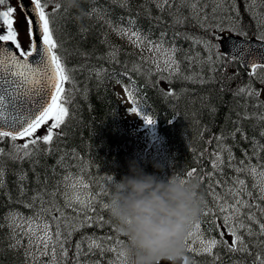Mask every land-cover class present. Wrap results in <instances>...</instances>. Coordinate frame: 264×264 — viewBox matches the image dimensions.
I'll list each match as a JSON object with an SVG mask.
<instances>
[{
    "label": "trees",
    "instance_id": "obj_1",
    "mask_svg": "<svg viewBox=\"0 0 264 264\" xmlns=\"http://www.w3.org/2000/svg\"><path fill=\"white\" fill-rule=\"evenodd\" d=\"M159 1L128 0L125 6H121L122 0H63L55 27L63 44L65 63L69 69H76L73 73L75 92L70 97L72 103L67 105L69 116L61 125V135L54 137L51 145L56 150L39 153L32 157L31 162L28 159L14 161L7 155L0 157V166L4 168V185L0 188V264H32L31 257L25 256L26 237L23 238L21 247L9 246L14 240L11 238L12 228L7 217L10 212L22 213L24 217L31 216L34 209L27 205L32 203L31 197L38 191L44 193V199L49 203L53 199L49 194L55 192L56 203L60 202L59 206L66 211V215L73 216L74 210L65 207L62 196L65 191L63 177L69 171L74 175H83L91 192L98 195L94 212L90 211L88 214L94 219L102 216L108 222L92 223L74 232L69 245H66L70 246V259L75 253V244L85 236H111L112 242L109 240L110 244H106V247H111L116 238H119L125 243L118 247L124 249L127 238L113 227L116 224L108 209L102 207V202L109 201L113 180L118 181L127 174L128 161L132 158L138 160L146 172H154L158 176L165 168L168 177L175 174L187 178V172L195 168L203 207L198 218L202 221L201 230L207 236L208 229L212 228L211 235L221 238L219 233L223 229L218 226L222 225V219L217 214L216 224L213 225L211 214L202 216L204 202H208V208L215 209V201L208 186L211 184L216 192L224 195V181L231 184V178L236 173L227 166H222V174L213 172L211 154L217 148L215 137L222 133L227 135L237 127L243 129V132L236 133L234 139L229 136L225 141L237 160L244 159L245 152L252 156L253 140L264 145V137L260 135L264 130V122L257 119L264 113V108L258 106V101H263L262 95L258 98L234 95L238 87L248 84L250 80L255 89L264 87L260 79L264 77V71L258 70L256 77H250L249 72L238 62L227 60L210 64L206 62L209 52L204 41H212L218 45L219 34L223 29H232L228 32L237 35L242 30L247 36H264V16L257 11V8H263L264 2L257 0L258 4L253 6L250 0H224L223 3L221 0H168L161 10L157 7ZM192 4L197 5L195 10ZM93 8L99 12L89 15ZM130 18L136 21L133 28H139L151 40L158 41L161 33H164L166 47L177 48L175 58L180 62L179 76H174L170 82L162 79V75L168 74L157 73L149 62L105 22L107 20L113 25L129 27ZM174 20L181 22L174 23ZM110 46L118 50L115 59L108 57V53L112 51ZM213 51L223 53L219 45ZM215 59L213 55V60ZM135 65H139L136 70ZM213 67L215 71H212ZM93 69L104 71L98 77ZM194 73L202 76L205 83H194L181 78ZM128 85L135 90L139 107L156 120L154 124L160 138L165 166L147 154L142 156L141 147L126 126L117 87ZM71 87V84L65 83L66 89ZM169 91L174 95L165 94ZM40 146L47 147L43 144ZM0 147L6 153L11 149L7 141L0 142ZM223 155L227 164V153ZM61 156L64 159L58 164ZM260 156L264 157V151L260 152ZM251 162L256 163L257 157L252 156ZM154 163L162 165V169L154 168ZM22 173L26 174V179L20 181ZM208 173H213V179L206 178ZM109 176L113 177L112 181L107 179ZM202 176L205 177L203 180L200 179ZM216 180L221 183L216 184ZM248 183L251 186L250 178ZM21 186L26 190L24 195H21ZM47 206L48 204L45 205ZM39 208L40 202L37 200L35 209ZM53 215L58 213L54 212ZM80 215L83 216V213ZM82 216L81 219L84 218ZM253 227L258 229L257 225ZM223 238L230 243L227 235ZM255 239L252 238V244H255ZM260 239L264 240V237ZM88 243L89 241L83 240L81 247L87 255L80 257V264H107L110 259L115 258L116 253L101 254L100 249L89 252ZM252 244L251 254L231 253L223 246H217L213 252L220 259L215 264H252L254 254L264 251ZM184 255L188 257L189 264L193 260L195 264H213L212 257L207 254L185 252ZM44 260V257L40 258L41 264Z\"/></svg>",
    "mask_w": 264,
    "mask_h": 264
},
{
    "label": "snow or ice",
    "instance_id": "obj_2",
    "mask_svg": "<svg viewBox=\"0 0 264 264\" xmlns=\"http://www.w3.org/2000/svg\"><path fill=\"white\" fill-rule=\"evenodd\" d=\"M223 2L224 0H221V3ZM127 3L128 0H122L121 6H125ZM167 3L168 0H160L157 7L163 10ZM50 5L53 6L49 10ZM62 6L63 0H27V3L25 0H17L16 6H11L8 0H0V7L3 9L0 10V142L10 140L12 143V148L7 153L4 148L0 147V157L7 155L14 161L28 159L31 162L32 157L39 153L56 150L51 145L54 137L60 136L61 132H54V130L60 129L61 125L65 123L66 117L69 116L67 105L72 103L70 97L75 92L73 73L76 71L74 68L69 69L65 63L63 44L59 40L58 29L55 27L57 14ZM196 7V4H192L194 10ZM17 8L24 14L27 24L26 47L22 46L18 29L15 27ZM213 11L215 12V9ZM97 12L99 10L93 8L89 15ZM105 22L112 26L113 31L118 35L126 37L137 47L143 49L147 46L154 56L151 62L156 65L155 71L168 74L167 76L162 75V79H167L170 82L174 76L180 75V62L175 58L177 48L165 46L164 33H161L158 41H153L147 35L142 34L139 28H133L136 24L134 18L128 20L129 27L113 25L111 21L107 20ZM180 22V20H174V23ZM228 31H232V29H228ZM238 35L244 36L246 39L232 42L226 53L214 52L213 50L218 45L212 41H204L209 52L206 62L213 65L227 60L239 62L250 69V77H256L258 70L264 71V43L260 48H254L247 40V33L240 30ZM258 39L264 42V36H260ZM110 47L112 51L108 53V57L115 59L118 50L114 46ZM156 54H159L160 59L155 58ZM213 55L216 57L215 60H213ZM161 62L163 67H161ZM138 68L139 65L134 66V70ZM215 70L213 67L212 71ZM93 71H96L99 77L104 70L93 69ZM181 78L194 83H205L203 77L198 73ZM260 79L261 83H264V77ZM66 82L72 87L66 89ZM132 83L134 84V81ZM124 91L134 105L130 111L141 114L146 124H154L156 120L139 107L133 87L131 85L124 86ZM165 94L174 95L171 91ZM260 94V90L253 87L251 80L248 84L238 87L234 93L235 96L252 98H258ZM258 106L264 108V101H258ZM253 115L256 114L253 113ZM257 119L264 122V113H261ZM42 126H46V134L36 135ZM237 132H243V129L237 127L227 135L222 133L215 137L217 148L211 154L213 172L222 174V166H227L232 168L236 175L231 178V184L224 181V185H226L224 195L216 192L211 184L208 186L215 201V209L208 208L205 201V208L202 212V216L206 217L210 214L213 216L211 221L213 225L216 224L217 214L222 219V225L218 226L223 229L219 233L221 238L217 239L216 236L211 235L212 228L208 229L206 236L205 232L201 230L202 221L198 220L184 241L185 252H193L197 255L207 254L212 257L213 264L220 259L219 255L213 252L217 246H223L231 253L251 254L250 244H252V238H256L255 244L252 246L264 250V240L260 239V237H264V157L260 156V152L264 151V145H261L257 140L252 141V156L257 157L256 163L251 162L252 156H249L247 152H245L244 159L237 160L232 154L231 147L225 143L229 136L234 139ZM63 134L66 135V133ZM260 135L264 137V130L260 132ZM244 138L247 139V137ZM18 139H23L24 143L17 144ZM41 144L47 147L41 148ZM224 153H227V164H225ZM63 159L64 157L61 156L58 164ZM196 171L195 168L189 170L187 176L195 175ZM3 176L4 168L0 166V188L4 185ZM204 178L200 177L201 180ZM206 178L213 179V173H208ZM249 178L252 180L251 186L248 183ZM24 179H26V174L22 173L20 181ZM107 179L112 181L113 177L109 176ZM215 182L216 184L221 183L220 180ZM63 183L65 185L63 193L65 207L74 209L76 215H66L64 209L55 201V192L49 194L53 197L49 203L45 201L44 193L38 191L35 196L31 197L32 203L27 205L34 209L31 216L24 217L19 212L9 213L7 219L10 221L11 238L14 240V243L9 246L11 248L21 247L22 240L26 237L25 256L31 257L32 264H41V257H48L43 264H80V257L87 255L81 245L83 240H87L89 241V252L100 249L101 254L104 252L116 253L115 258L109 260L107 264H130L128 253L118 247L125 243L123 240L116 238L111 247L105 246L111 239L110 237L85 236L82 241L75 244V253L70 259V246L66 247V245H69L74 232L92 223L108 222L104 221L102 216H97L94 219L88 214L90 211L94 212V204L98 196L91 191H84L89 188V184L83 175H74L69 171L63 177ZM20 192L21 195L26 194L23 186H21ZM101 192L103 193V189ZM37 200L40 202L39 209H35ZM46 204H48L47 207H45ZM102 207L108 209V203H102ZM54 212L58 215H53ZM80 213L84 214L83 219L80 218ZM253 225H257L258 229ZM113 227L115 228L116 225ZM227 234L232 237L230 243L223 238ZM194 245H198V247H194ZM33 246L35 251L32 250ZM254 256L252 264H264V251H258ZM183 264H189L186 255H183ZM192 264H195L194 260Z\"/></svg>",
    "mask_w": 264,
    "mask_h": 264
},
{
    "label": "clouds",
    "instance_id": "obj_3",
    "mask_svg": "<svg viewBox=\"0 0 264 264\" xmlns=\"http://www.w3.org/2000/svg\"><path fill=\"white\" fill-rule=\"evenodd\" d=\"M153 167L162 169L154 163ZM195 175L162 179L132 158L128 172L113 180L108 211L117 231L127 238L130 264H176L185 254V238L199 218L202 197Z\"/></svg>",
    "mask_w": 264,
    "mask_h": 264
},
{
    "label": "rangeland",
    "instance_id": "obj_4",
    "mask_svg": "<svg viewBox=\"0 0 264 264\" xmlns=\"http://www.w3.org/2000/svg\"><path fill=\"white\" fill-rule=\"evenodd\" d=\"M263 2H264V0H263ZM263 6H264V4H263ZM227 32H228L227 29H223L222 33L219 34V37H222L223 34L224 33L226 34ZM218 45L220 46L219 43H218ZM138 49L143 54L147 55L148 56L147 58H149L150 60H152L154 58L153 53L148 50L147 46H145L143 49L138 47ZM155 58L156 59H160L159 54H156ZM163 66H164L163 63L161 62V67H163ZM259 90H260L262 98L264 100V87L261 86ZM123 107H124V110H125L124 111L125 112L124 116H126V118H127L128 126L131 128V130H133L138 135V139L142 143V148H143L142 150H144L146 152L150 151L156 145V141H157V135L155 134L156 133V127L154 126V124H146L144 122V120L142 119V115L141 114L132 113L130 111V109L133 106L130 105L129 103L128 104L124 103ZM57 130H54V132H56ZM44 134H46V126H42L36 133V135H44ZM8 141L12 145L11 141L10 140H8ZM16 143L17 144H23L24 140L23 139H18L16 141ZM164 161H165V159L163 158L161 160L163 165L165 164ZM160 178H163V175H161V173H160ZM84 191H89V188L85 189ZM33 249L35 250L34 246H33ZM46 259H48V257H46ZM164 264H173V262H171V261L166 259ZM176 264H183V260L180 259L179 261L176 262Z\"/></svg>",
    "mask_w": 264,
    "mask_h": 264
},
{
    "label": "water",
    "instance_id": "obj_5",
    "mask_svg": "<svg viewBox=\"0 0 264 264\" xmlns=\"http://www.w3.org/2000/svg\"><path fill=\"white\" fill-rule=\"evenodd\" d=\"M245 39H246V38H239V37H237V36H235V35H226V36H224V38L222 39V41H221V45H222L223 50H224L225 52H228V50H229V48H230V44H231L232 42H235V41H237V40H239V41H243V40H245ZM247 40H248V42H249L254 48H260V47H261V44L264 43V42H262V41H257V40H255V39H253V38H247ZM240 64H241V66H242L243 68L248 69V68H246V67L244 66V64H242V63H240Z\"/></svg>",
    "mask_w": 264,
    "mask_h": 264
},
{
    "label": "flooded vegetation",
    "instance_id": "obj_6",
    "mask_svg": "<svg viewBox=\"0 0 264 264\" xmlns=\"http://www.w3.org/2000/svg\"><path fill=\"white\" fill-rule=\"evenodd\" d=\"M8 2H9V4L11 6H16L17 5V1L16 0H8ZM0 10H3L2 7H0ZM16 21L17 22H16L15 27H17V29H18L19 39H20V41L22 43V46H25L26 45V34L23 31V29H22L24 24H26L24 16L22 14H17ZM22 23H23V25H22Z\"/></svg>",
    "mask_w": 264,
    "mask_h": 264
},
{
    "label": "bare ground",
    "instance_id": "obj_7",
    "mask_svg": "<svg viewBox=\"0 0 264 264\" xmlns=\"http://www.w3.org/2000/svg\"><path fill=\"white\" fill-rule=\"evenodd\" d=\"M150 1V0H149ZM160 2V1H159ZM149 3V2H148ZM197 4V3H196ZM147 23V22H146ZM150 25V24H149ZM161 28H162V26H161ZM160 33V32H159ZM168 34V33H167ZM168 38V37H167ZM195 38H196V36H195ZM186 44V43H185ZM196 48V47H195ZM188 49V48H187ZM191 49V48H190ZM202 50V49H201ZM200 57V56H199ZM165 105V104H164ZM264 110V109H263ZM262 111V110H261ZM260 114V113H259ZM250 116V115H249ZM263 123V122H262ZM234 129V128H233ZM253 130V129H252ZM126 132V131H125ZM115 141V140H114ZM108 142V141H107ZM118 148V147H117ZM88 152V151H87ZM150 159V158H149ZM197 161V160H196ZM125 162V161H124ZM61 171V170H60ZM65 171V170H64ZM166 173V172H165ZM66 174V173H65ZM162 175V174H161ZM105 182V181H104ZM94 184V183H93ZM60 190V189H59ZM216 191V190H215ZM62 192H63V190H62ZM61 192V193H62ZM59 194V193H58ZM94 194H96V193H94ZM60 196V195H59ZM63 196V195H62ZM98 196V195H97ZM52 200V199H51ZM100 200H101V198H100ZM102 200H103V198H102ZM106 201V200H105ZM28 203V202H27ZM64 203V202H63ZM99 203V202H98ZM103 203V202H102ZM208 203V202H207ZM58 204H60V202L58 203ZM65 204V203H64ZM203 208V207H202ZM95 209H96V207H95ZM101 209V208H100ZM204 210V209H203ZM96 211V210H95ZM66 212V211H65ZM68 214V213H67ZM93 235V234H92ZM99 236V235H98ZM92 237V236H91ZM111 237V236H110ZM96 238V237H95ZM79 239V238H78ZM81 239V238H80ZM115 239V238H114ZM248 239V238H247ZM113 240V239H112ZM77 240H75V242H76ZM111 241V240H110ZM78 242H79V240H78ZM88 242V241H87ZM112 242V241H111ZM107 244H110V243H107ZM84 245V244H83ZM87 245V244H86ZM82 246V245H81ZM107 246V245H106ZM83 247V246H82ZM86 248V247H85ZM83 249V248H82ZM100 251V250H99ZM98 251V252H99ZM95 252V251H94Z\"/></svg>",
    "mask_w": 264,
    "mask_h": 264
}]
</instances>
